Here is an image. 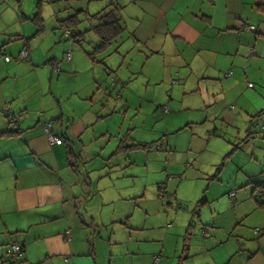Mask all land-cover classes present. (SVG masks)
I'll list each match as a JSON object with an SVG mask.
<instances>
[{
	"label": "crops",
	"instance_id": "0c3cea01",
	"mask_svg": "<svg viewBox=\"0 0 264 264\" xmlns=\"http://www.w3.org/2000/svg\"><path fill=\"white\" fill-rule=\"evenodd\" d=\"M5 1L0 49L24 39L28 60L0 59V264H264V0H116L124 29L99 51L92 15L108 0L59 9L48 29L43 0L11 19ZM86 32L91 59L72 49ZM210 144L232 150L202 166Z\"/></svg>",
	"mask_w": 264,
	"mask_h": 264
},
{
	"label": "rangeland",
	"instance_id": "374dc122",
	"mask_svg": "<svg viewBox=\"0 0 264 264\" xmlns=\"http://www.w3.org/2000/svg\"><path fill=\"white\" fill-rule=\"evenodd\" d=\"M37 1L38 0H6L5 1V9H4L5 10L4 11V16H6L7 18H10V19L12 18L11 13L13 11V8H14L13 6L14 5H16V6L21 5L22 11L24 10L25 12H26V10L27 11L28 10H33L34 11ZM106 1L107 0H43V1H41V14L46 19V28L48 29L50 21L54 22L55 25H56V23H57V25H59V21L56 20V16H55V13H58L59 9H61V12H67V11H70V10H72L74 8H75L74 10L87 9V7L89 8V10H92L93 7L94 8H99L100 5H102V4L104 5ZM96 3H98V4H96ZM2 5L4 7V4H2ZM68 6H70V7H68ZM83 12H84V10L80 11V13L78 14L79 18L82 19V21L80 23L81 25L83 23H85V20H84L85 17H84ZM20 14H22V13H20ZM20 14L16 17L18 19V24L16 26V29L17 30H21V28H23L25 31H27L28 28H29L28 23L25 20V18L21 17ZM50 14L52 16H50V18H49ZM10 21L12 22L13 20H10ZM122 23H123V20H122ZM253 24L256 25L255 21L253 22ZM83 28H84V26L81 29H83ZM61 29L64 32V28L62 27ZM47 33H50V31L48 30ZM59 33H61V32H59ZM59 33L57 31L56 35L59 36ZM84 34L86 35V39H87L86 42L85 43L82 42V46L78 45L76 42H72V49L81 50V52H82V54L84 56H86L89 59H91L86 54V51L90 49V44L88 43V37H87V36H89L90 32H86ZM50 37H52V36L50 35ZM50 37L46 35L45 38L42 41H41V38L35 40L34 43H35L36 47L37 46H41V44L43 43V48H41L38 52H42V50L44 49V43H46L48 46L50 45ZM33 39H34V37L31 38L30 40H33ZM62 41L63 42H60L61 45L66 43V40L64 41V39H62ZM69 41L71 42L72 39L71 38H67V42L68 43H69ZM20 42L24 43V39L13 40V41H11L9 43L10 54L8 53L9 51H7V52L3 51L2 52L1 50L2 49L4 50V48L2 47V49H0V59H5V55H8L10 57L11 61H18V60H14V59H20L19 58V53L25 47L24 44H22V46H20V47H17L16 45L18 43H20ZM67 48L66 49H62L61 50L62 54L61 53H59V54H61V56H63L65 54V51L67 50ZM50 50H52V51L53 50H57V48H56V46L52 45ZM106 58L107 59H121L120 57L116 56V54H114L113 52L110 53ZM19 61H23V60H19ZM108 86H109V84H108ZM108 93H109L110 96H113L114 98H116L115 94H112L110 91H108ZM2 117H3L4 120L8 121V126H11V128H13V121L12 120H15L16 123H17V115H12V112H11V110L9 108H6L3 111ZM263 117H264V115H261L256 120H258V119L263 120L264 119ZM256 120L254 119L252 121V129L255 126L256 129L254 131H258V132H261V133L263 131V134H264V129H263L264 127H262V126H264L263 125L264 121L258 122L257 125H256ZM201 129H202V127H201ZM256 139H257L256 143H260V144L264 145V137H260L259 136ZM200 144H202V143H200ZM200 144H196V147L198 148L200 146ZM229 147L230 148H228L226 151H224L223 153H220V152H222V147H220L219 145L210 144L209 148L205 152H203V153H201L199 155L200 157L198 159V162L202 166H205L204 163L207 164V165H209L211 163L218 164V162H219V161H217L218 153L221 154V156H225L228 152H230L232 150L231 149L232 148L231 145H229ZM215 167H216V165H215ZM232 169H237V168L235 167V168H232ZM192 179H195V178H192ZM194 186H195L194 182L184 181L183 185L180 187V192L183 193L182 191L185 189V191H184L185 196L186 197L191 196L194 193ZM232 192H235V187H230V191L228 192V194L226 193L227 197L228 196L230 198L234 197L235 195L234 196L231 195ZM158 199L161 201L163 198H159L158 197ZM194 203H195V200H194ZM174 206H175L174 209L180 210L181 212H183L185 214L187 212H191V209L193 208L194 205L191 207L188 202H185L182 207H179L177 205H174ZM1 237H3V235H1V233H0V239H1ZM8 249H9V246H8Z\"/></svg>",
	"mask_w": 264,
	"mask_h": 264
},
{
	"label": "trees",
	"instance_id": "16d2710c",
	"mask_svg": "<svg viewBox=\"0 0 264 264\" xmlns=\"http://www.w3.org/2000/svg\"><path fill=\"white\" fill-rule=\"evenodd\" d=\"M120 8L121 6L116 2V0H108L106 8L104 10L94 13L92 17L95 18L96 22L93 26L94 33L98 36V43L94 47V51L103 50L107 48L111 40L116 36L120 35L123 31V26L120 23ZM73 17V16H71ZM71 17H68V21L71 22ZM75 17V16H74ZM74 20V19H73ZM75 21V20H74ZM67 23V24H68ZM71 24V23H70ZM67 25L65 28H69ZM70 31V29H69ZM70 37L75 40L74 34H70ZM13 130L17 129L12 128ZM9 134H12L11 132ZM143 144H134V146H142ZM23 246L20 253H11V256L18 257L23 253Z\"/></svg>",
	"mask_w": 264,
	"mask_h": 264
},
{
	"label": "built area",
	"instance_id": "2783aa9c",
	"mask_svg": "<svg viewBox=\"0 0 264 264\" xmlns=\"http://www.w3.org/2000/svg\"><path fill=\"white\" fill-rule=\"evenodd\" d=\"M242 28L244 30H247V31H254L256 29V26L253 23H247V24H243ZM64 32H65L67 37L71 38L69 29L65 28ZM1 51L3 52V50H1ZM19 58H20L19 60H23V61L28 60V51H27L26 46L20 51ZM65 58L67 60L71 59V50L70 49H68V51H66ZM5 60L9 61L10 57L8 55H5ZM55 69L59 70V63L56 64ZM248 85H252V82H248ZM12 121H13V128H16L17 127L16 121L15 120H12ZM50 125H51V122H45L43 125V129L46 132L49 141L51 143L60 142L62 139L59 136L54 135V133L50 130ZM231 195L234 196L235 192H232ZM67 236H69L68 233H67ZM21 250H22V246L18 243H12L9 246V252L10 253H13V254L20 253ZM153 258H154V261H157L159 259V255L155 254V255H153Z\"/></svg>",
	"mask_w": 264,
	"mask_h": 264
}]
</instances>
